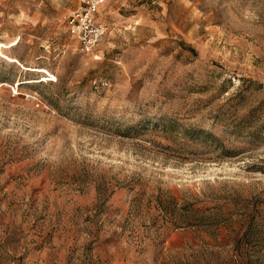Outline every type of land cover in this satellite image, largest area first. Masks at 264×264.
Segmentation results:
<instances>
[{
	"label": "rangeland",
	"instance_id": "374dc122",
	"mask_svg": "<svg viewBox=\"0 0 264 264\" xmlns=\"http://www.w3.org/2000/svg\"><path fill=\"white\" fill-rule=\"evenodd\" d=\"M0 0V264H264V0Z\"/></svg>",
	"mask_w": 264,
	"mask_h": 264
},
{
	"label": "built area",
	"instance_id": "2783aa9c",
	"mask_svg": "<svg viewBox=\"0 0 264 264\" xmlns=\"http://www.w3.org/2000/svg\"><path fill=\"white\" fill-rule=\"evenodd\" d=\"M103 0H80V6L66 17L68 33L79 41L80 50L93 52L106 35L108 24L100 19Z\"/></svg>",
	"mask_w": 264,
	"mask_h": 264
}]
</instances>
